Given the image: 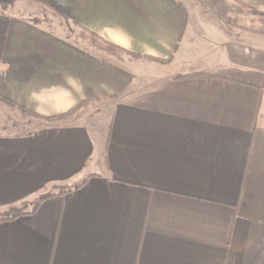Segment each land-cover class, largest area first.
<instances>
[{"label":"crops","instance_id":"crops-1","mask_svg":"<svg viewBox=\"0 0 264 264\" xmlns=\"http://www.w3.org/2000/svg\"><path fill=\"white\" fill-rule=\"evenodd\" d=\"M30 6L167 72L127 92L132 69ZM122 89L103 143L78 120L0 131V210L88 176L1 222L0 264H264V0H0L1 117Z\"/></svg>","mask_w":264,"mask_h":264},{"label":"rangeland","instance_id":"rangeland-1","mask_svg":"<svg viewBox=\"0 0 264 264\" xmlns=\"http://www.w3.org/2000/svg\"><path fill=\"white\" fill-rule=\"evenodd\" d=\"M27 12L30 14V16L36 18L38 21L42 22L47 27H50L53 30L59 31L60 33L67 35L68 37L73 39V41L80 43L84 47H90L92 51L98 52L103 58L111 62H114L116 64H119L121 66L132 69L136 77L133 81L134 85H132L127 92L136 91V89L144 87L147 84V77H149V75L155 73V75L157 74V76H159V74L163 75L164 73L167 72V70H165L166 67L162 65L169 64L171 59L167 63H161V62L154 61L155 59L153 60V59L145 58V57L137 58L128 53H124L121 51H116L115 53L104 52L98 48H95L97 46H104L103 43L99 39L92 40L89 34L83 32L80 28H77L74 25L68 24L64 19L57 16L56 14L50 11H46L43 9L41 10L35 7H31V9L30 10L28 9ZM153 63H156V64L153 65ZM178 76H181V75H178ZM136 82H138L139 84L138 87L135 84ZM110 98L111 97L99 95L94 100H91L89 104L85 105L79 111H77L76 114L66 118L62 122L68 121V120H78V121L87 122L88 124H90L91 126L95 128L94 131L98 132L100 142L103 143V141L107 140V132L110 127L109 123H110L111 115H112L111 109L113 105L115 104L114 102L116 101V100L113 101ZM27 119H30V118H27ZM30 120H32V123L29 120L24 121L23 119L22 120L15 119L12 117V115L10 116L8 115V117L6 116L5 119L4 117L0 116V131L16 129L17 131L29 132L30 130H32V128L37 127L36 125H38L41 122V119H37V118L36 119L31 118ZM47 123L49 124V122ZM100 146L102 147V144H100ZM86 177L88 176H85L84 178ZM82 180L75 181V182H72L64 186L52 187L46 191V194L47 193H52L54 195L60 194L62 191L64 190L67 191L68 189H71L75 185L81 183ZM44 194L45 193L41 194L40 196ZM40 196H38V198ZM38 198L25 201L23 202L24 204L20 203L18 206H22L23 210L26 212L31 211L33 208V205L36 203ZM9 209L10 208L0 210V216L5 215Z\"/></svg>","mask_w":264,"mask_h":264},{"label":"trees","instance_id":"trees-1","mask_svg":"<svg viewBox=\"0 0 264 264\" xmlns=\"http://www.w3.org/2000/svg\"><path fill=\"white\" fill-rule=\"evenodd\" d=\"M60 17V16H59ZM62 19H64L68 24H71L70 23V20L66 17H61ZM36 22H40L38 21L37 19H35ZM75 27L77 28H80L83 32L89 34L92 38V40H97L99 39L104 46H97L95 48H98L104 52H113L115 53L116 51H121V52H124V53H128L134 57H137V58H140L141 56L140 55H137V54H134L128 50H125L123 49L122 47H119L111 42H108L106 40H104L103 38L99 37V35H97L96 33L82 27V26H78V25H75ZM70 38V37H69ZM145 58H150V59H153L154 58H151V57H145ZM170 58L167 59V60H160V59H155L154 61H157V62H161V63H167L169 62ZM212 75L210 73H202V72H199V73H191V74H188V75H185V76H177L175 77L176 79H179V78H188V79H192V78H209L211 77ZM126 89H122L121 91H119L118 94L114 95L113 97H111L110 99L111 100H117L119 98H121L124 94ZM99 95L98 94H93L91 96H89L88 98H86L85 100H83L82 102H80L78 105H76L73 109H71L70 111L66 112V113H63V114H60V115H57V116H54V117H50V118H45V117H40V116H37L39 117L40 119L42 118L44 121H47L49 123H61L63 120H65L66 118L70 117V116H73L74 114L77 113V111H79L82 107H84L85 105L89 104V102L91 100H94L95 98H97ZM24 112H27L25 109H23ZM87 180V177L84 178L81 183L75 185L73 188L71 189H68L67 191L64 190L62 191L59 195H64L70 191H72L73 189H77L79 187H81L85 181ZM54 194L52 193H45L44 195L40 196L38 198V200L36 201V203L33 205V208L31 211H24L22 206H12L10 207V209L7 211V213L3 216H0V223L3 222V221H6V220H10V219H14V218H17V217H20L22 215H25L29 212H34L37 210V208L39 207V204L44 201L45 199L47 198H50L51 196H53ZM22 204H24L22 202Z\"/></svg>","mask_w":264,"mask_h":264}]
</instances>
